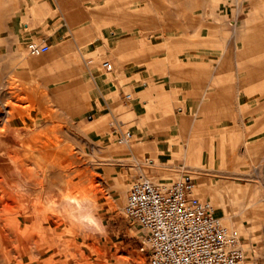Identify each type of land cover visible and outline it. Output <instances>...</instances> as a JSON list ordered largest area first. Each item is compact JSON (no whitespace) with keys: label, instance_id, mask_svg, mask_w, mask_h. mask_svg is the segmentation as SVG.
Here are the masks:
<instances>
[{"label":"rangeland","instance_id":"1","mask_svg":"<svg viewBox=\"0 0 264 264\" xmlns=\"http://www.w3.org/2000/svg\"><path fill=\"white\" fill-rule=\"evenodd\" d=\"M251 1L243 0L242 11L236 15L233 6L226 7L221 0L220 3L216 0H193L194 19L200 21L201 14L205 13L204 19L207 22L215 17L219 21L220 28L217 30L219 44L215 39L213 40L210 33V37L204 39V46H214V41L215 46H220L222 53L226 49L224 47L228 46L227 34L236 27V24L244 25L255 7L264 19V0H254L257 5ZM55 2L58 3V0ZM79 2L82 12L87 14V17L93 18L94 32L99 36L103 32L100 28L106 25V21L100 20L101 17L104 18L106 13L114 17L115 13L112 12L114 0H105V2L78 0ZM1 3L3 4H0V9L5 10V15L1 18L5 27L0 22L2 29L0 30V128L1 124L9 126L10 131L17 132L18 138L21 134L26 138L28 134L27 143L32 149H37L36 152L33 149V156L36 155V158L47 164L48 174L51 175L53 183L48 192L49 199L46 200L44 196L43 203L54 208L59 215L62 214L65 221L61 227L65 236L59 244L64 249V255L56 258L57 262H60L58 264L65 259L69 260V264H76L75 261L81 258L79 252L75 251L77 247H82L91 264H149L146 252L143 250L144 233L141 227L126 218L125 212L118 206L122 202L125 206L132 183L142 180L141 177L146 172V176L154 178L156 183H173L180 180L179 175H182L183 181L195 185L198 197L212 203L217 216L221 217L227 212L235 215L233 227L226 221L223 224L238 233L246 257L244 264H264V138L258 143L246 144L247 149L242 150L241 153L204 154L201 146V129H194L191 133L190 141L193 143L189 148L191 151L188 161L184 158L181 148L175 149L171 167L161 171L150 170L153 167L147 164L142 166L136 164L137 158L148 157L140 153L137 148L132 152L126 144L120 145L113 139L109 142L104 141V136L108 132V123L113 120L111 114L93 117V115L89 116L90 113L87 111L77 110L78 104L75 102L82 100V103L88 97L86 94L75 95L76 101L70 96L64 97L72 87L75 89L79 87L80 91L87 90L89 84H92L87 76L95 66L100 64L104 68L103 64L109 61L115 68V62L106 55V48L96 49L90 45L72 48L50 46L49 52L39 57L33 56L29 53L27 45L32 41L45 43L46 38L51 35V32L44 27L49 15L48 11L51 10L50 1L3 0ZM8 9L13 12H7ZM168 9L169 7L165 10L168 12ZM161 14L155 12L154 20L161 19ZM36 19L38 23H35ZM176 28L187 35L192 30L189 23ZM72 32L77 39L80 38L78 30ZM232 45L234 49V44ZM243 47L244 42L239 41L238 46L236 45L238 63L232 65L228 63L227 70L222 69L224 85L238 83L241 112H254V107L257 108L264 103V78L260 75V78L254 80L249 73L256 76L257 72L259 74L264 71V59L261 61L259 55L246 59ZM29 61L32 64H28ZM35 61L39 62H36L37 66L34 64ZM8 62H11V67ZM76 66L79 68L78 71H75ZM29 68L32 71L28 70ZM127 94L133 96L130 91H127ZM8 110L11 112L7 114ZM112 111L115 116L125 120L124 128L133 129L135 120L132 119L133 116L131 117L130 106L120 107L118 99L112 104ZM93 118L95 122L90 125L89 122ZM187 120L186 126L189 127L192 115L188 116ZM199 124L197 121L196 126ZM100 135H103V141L100 140ZM98 138V143H94L93 140ZM42 145L45 147V152H49L46 158L40 153ZM59 149L67 155L66 158L74 154V159L77 161L78 156L77 163L70 161V168L73 171L62 170L59 163H56L55 159L58 161L59 157L55 152ZM107 156L114 157L116 161L110 162L112 157L106 158ZM214 156L222 158L223 162L215 159ZM65 157L62 160H65ZM3 171L5 172L4 169ZM59 174L60 176L56 177ZM127 188L126 196L120 193ZM92 190L96 192L98 200H94L95 194H92ZM88 194H91L92 198ZM36 198L37 196L35 200ZM213 198L220 202L221 207L215 205ZM0 264H4V259H0Z\"/></svg>","mask_w":264,"mask_h":264},{"label":"crops","instance_id":"2","mask_svg":"<svg viewBox=\"0 0 264 264\" xmlns=\"http://www.w3.org/2000/svg\"><path fill=\"white\" fill-rule=\"evenodd\" d=\"M49 1L51 10L44 24L46 30L51 32L45 40L49 47H104L106 55L115 62V68L110 62L111 68L103 66L104 69L99 64L90 70L87 79L92 84L87 90L72 87L70 92L64 94L73 101L77 97L75 95L86 94L87 99L82 103V100H75V104H78L77 110L87 111L89 116L112 115L105 140L102 139L103 135H100V140L109 142L113 139L118 143L125 130H130L134 134L130 141L134 150L137 148L148 157L144 159L158 161V165L149 164L153 167L150 170L161 171L171 167L175 149L183 148L184 155L187 149L190 152L189 146L193 142L189 138L194 130L186 126L190 115L196 123H200L194 126L197 127L195 130L201 129L204 154L241 153L247 149L246 144L258 143L264 138V103L258 106L263 110L254 107V112H241L238 83L224 85L222 69L227 70V67L219 63L222 54L220 46H215L214 41V46H204V39L209 38L210 33L213 40L219 41L218 31L202 26L208 24L204 19L205 13L198 20L197 25L202 27L199 34L192 29L187 35L176 28L188 24L185 0H114V17L108 13L101 17L100 20L106 21V25L100 28L103 32L99 36L94 32L93 18L82 12L78 0ZM189 3L194 9L193 0ZM167 7L168 12L165 10ZM155 12L162 13L161 19L154 20ZM193 20L197 23L196 19ZM35 23H38V19ZM73 30L79 31L80 38L75 37ZM247 39L251 43L245 45V58L259 55L262 61L264 48L253 44L251 34ZM227 48V65L237 64L236 47L232 50L230 42ZM78 69L76 66L75 71ZM249 74L254 80L260 75L264 78V71L257 72L256 76ZM127 91L133 94L130 99H127ZM118 99L120 107L130 106L131 117L135 120L132 130L124 128L125 120L113 114L112 104ZM94 122L93 118L89 124ZM99 138L93 142L98 143ZM112 158L109 161L115 162L116 159ZM214 158L223 162L218 156Z\"/></svg>","mask_w":264,"mask_h":264},{"label":"bare ground","instance_id":"3","mask_svg":"<svg viewBox=\"0 0 264 264\" xmlns=\"http://www.w3.org/2000/svg\"><path fill=\"white\" fill-rule=\"evenodd\" d=\"M2 1L3 0H0L1 5L4 3V2L1 3ZM216 1L220 3V0H216ZM221 1L224 4H226L225 5L226 7L228 5H231V7L233 6V9H235L236 11V15L242 11L241 7H242L243 0H221ZM185 2H186V8H184V10H185L186 22L189 23V25L192 27V29L194 30L196 34H199L202 30V27L197 26L193 20L194 19L192 15L193 7L189 3L190 0H185ZM15 3L17 2L15 1ZM251 3H254V0H252ZM254 4L257 5L256 2ZM11 9L10 10L8 9L6 11L7 12L12 11ZM253 10L254 11L251 13V16L244 24L245 26L238 23L236 24V27H234L233 30H231L229 34H227V42L228 43L231 42V49L233 46L232 44H234V46L236 47V45L238 46L239 41H240L242 43L244 42L243 49L244 51H246L247 49L245 45H248L251 42L249 41V39L247 40L245 39L250 34L252 35V38H253V44L260 45L259 48L261 46L264 48V19L258 14L259 11L257 10L256 7ZM4 11L5 10L0 9V22L2 23V25H3L4 20L1 18L3 17V15H5ZM218 22H219L218 19L215 17L211 20V22H208V24L207 23L204 24V26L205 28L209 26L211 30L217 31L220 28ZM0 30L2 29L0 28ZM224 48L226 49H224V51L222 52L220 56V60H219V63L223 67H225L227 65V62L229 61V58H228L229 49L227 47H224ZM43 58H40V59H43ZM36 62L38 61H35V63L34 62L33 63L36 64L37 66ZM10 64L11 62L9 63V65ZM28 64H32V62ZM30 68L32 69V67ZM30 68L28 70H30ZM10 112H11L10 110L6 111L7 114ZM195 123H196L195 120L192 119L191 124L189 125L191 129L197 128L196 126H194ZM27 135H26V138H28ZM26 138L23 136V134H21L20 138H18L17 132L15 133L14 131H10L9 126L7 127L6 125L1 124V128H0V259H4V264H58L60 262L59 261L57 262L56 258L62 257L64 255V249H62V247L59 246L60 242L63 241L62 238L65 236V235L63 236L64 231L63 229H61V227L65 224L64 217L61 214V212H60L61 215H59L58 212L56 213V210L54 208H51L50 206L46 205V203H43L44 196L46 200L49 199L48 192L52 187L53 180H51V175L48 174L49 170L47 169L48 168L47 164L41 162L38 158H36V155L35 157L33 156L34 148L32 149L31 146H29ZM192 138H195V137H192ZM189 139L191 140V138ZM188 144H191V143H188ZM126 145L130 148L131 151L133 152L135 151L134 146L130 142L126 143ZM44 148L45 147L42 145V149ZM189 148L191 147L189 146ZM42 149L40 150V153L42 156L45 155V158H46L49 155L48 154L49 152L46 153L45 149L44 150ZM55 155L59 157V160L57 161L55 158L53 159H55L57 164L59 163V166L60 168H62V170H65L67 172H69V170L73 171V169L70 168L71 163H73V161L77 163L78 156L76 159L77 161H75L74 159L75 158L74 154H70V156L66 158L65 157L66 154L60 149L55 152ZM63 157H65V160L64 159L62 160ZM189 157H190V154L188 153V149H187L186 154L184 155V158H186L188 161ZM70 161L72 162L70 163ZM136 161H137L136 164L140 166H142V164H147V165L149 164L158 165L159 164L158 161L155 162L151 159H144V158L142 159L137 158ZM2 165H4L3 168H2ZM73 167L75 166L73 165ZM77 167H79L78 164H77ZM3 169L5 170V172L3 171ZM59 176L60 174L57 175L56 177H59ZM141 178L142 179L147 178L153 181L154 183H156L154 178L147 177L145 173L142 175ZM179 179L182 181L184 177L182 175H179ZM68 182L70 183L71 180H69ZM78 182L82 183V181H78ZM77 185H80V184H77ZM81 187H83V184H81ZM127 191H128V188L123 190V192L120 191V193L126 196ZM91 192L92 194L93 193L95 194L94 200H98L96 192H93V190ZM90 195L88 194V196ZM36 196L37 198L35 200ZM212 201L215 203L216 206L221 207V204L217 199L213 198ZM118 206L120 207V209L124 210L125 206H123V202L121 204H118ZM234 217L235 215L227 212L224 215H222L220 218L222 222L226 221L228 224H230V226L233 227ZM66 218H68V216H66ZM226 228H228L230 234L238 237V233L236 231L229 229V227H226ZM66 229H65V232H66ZM67 231L69 232L68 229ZM72 235L74 237V234ZM67 250H71V249H67ZM75 251L79 252V254L81 255L79 256L81 258L75 261L76 264H91V262H89L88 259L86 258L85 252L82 250V247H77ZM68 256L70 257L71 255H68ZM61 264H69V260L65 259L61 261Z\"/></svg>","mask_w":264,"mask_h":264},{"label":"built area","instance_id":"4","mask_svg":"<svg viewBox=\"0 0 264 264\" xmlns=\"http://www.w3.org/2000/svg\"><path fill=\"white\" fill-rule=\"evenodd\" d=\"M27 47L33 56L50 51L44 42L32 41ZM103 66L112 67L109 61ZM132 137L125 130L118 143L125 145ZM123 211L144 233L149 264H244L246 260L242 242L229 233L212 203L198 197L193 183L156 184L143 178L132 183Z\"/></svg>","mask_w":264,"mask_h":264}]
</instances>
